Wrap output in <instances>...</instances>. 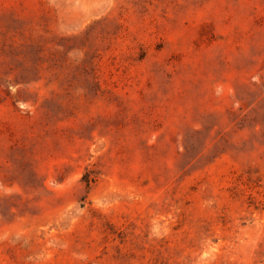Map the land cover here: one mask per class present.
Instances as JSON below:
<instances>
[{
	"label": "rangeland",
	"instance_id": "1",
	"mask_svg": "<svg viewBox=\"0 0 264 264\" xmlns=\"http://www.w3.org/2000/svg\"><path fill=\"white\" fill-rule=\"evenodd\" d=\"M0 264H264V0H0Z\"/></svg>",
	"mask_w": 264,
	"mask_h": 264
}]
</instances>
